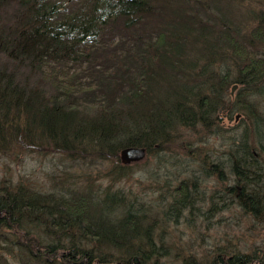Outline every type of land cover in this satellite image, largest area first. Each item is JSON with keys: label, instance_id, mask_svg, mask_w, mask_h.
Masks as SVG:
<instances>
[{"label": "trees", "instance_id": "trees-1", "mask_svg": "<svg viewBox=\"0 0 264 264\" xmlns=\"http://www.w3.org/2000/svg\"><path fill=\"white\" fill-rule=\"evenodd\" d=\"M232 1L0 0V155L60 152L112 165L104 188L70 175L46 189L0 177V264H264V235L249 246L225 236L202 250L165 240L171 222L194 225L204 202L195 177L171 189L166 181L163 209L114 188L150 155L191 152L206 176L227 183L209 196V213L233 207L254 228L264 224L253 104L236 103L254 124L230 139L229 170L187 137L217 127L224 86L264 84V11H248L257 24L247 29L229 18ZM126 147L146 156L123 164Z\"/></svg>", "mask_w": 264, "mask_h": 264}, {"label": "rangeland", "instance_id": "rangeland-1", "mask_svg": "<svg viewBox=\"0 0 264 264\" xmlns=\"http://www.w3.org/2000/svg\"><path fill=\"white\" fill-rule=\"evenodd\" d=\"M232 3L228 13L229 18L238 22L237 19L240 17L242 22L240 25L247 29L257 24V19L249 17V12L264 11V0H233ZM231 73L235 74L232 67ZM233 85L237 86L232 92ZM243 90L249 92L245 97L242 95ZM221 95L223 105L215 117L217 118V127L214 128L213 124L208 130L199 127L200 129L191 132L187 137L191 138L193 147L199 148V155L204 154L207 160L222 161L225 170H229L226 169L228 164L226 153L231 142L230 139L236 138L237 132L243 130L244 127H248V130L252 132L254 124L241 110L236 108V103L243 101L242 99H245L246 103H252L258 113L259 137L264 148V84L245 89L243 85L232 83L224 86ZM186 132L187 130L183 131V134ZM255 150L257 149L255 148ZM190 154L191 152L180 150L175 159L167 156L165 160L159 159L156 155H150L141 161L145 163L144 165L133 166L131 176L116 182L114 188L130 189L140 197L144 196V200L147 199L156 204L157 209H163L167 207L170 200L169 190L176 186L180 180L195 177L197 193L201 195L204 202L196 212L198 216L194 220V225L182 217L176 223L171 222L168 225L169 233L165 240L183 247L186 242L192 241L199 250L208 248L215 241L224 243L225 236L233 239L235 243L241 242V245L249 246L250 243L256 242L258 236L264 235V224L255 225L256 228H254L253 220L233 207L224 208L223 206L214 214L208 212L209 196L215 191L223 190L227 183L221 184L216 181L214 176H206L200 170L201 166H199L200 162L197 158L199 156ZM262 160H264V152ZM111 166L108 161L91 162L87 156L84 160L82 158L75 160L60 152H20L19 149H15L8 155H0V177H7L13 181L19 177L26 178L41 189L48 188L52 184L53 178H58L60 175H70L69 179L72 182L89 179L100 188H104L111 180L107 174ZM166 181L171 183L170 189L167 190L164 187ZM230 183L228 182L229 185ZM262 231L263 233H261ZM236 237L238 239L240 237L241 240L237 241ZM7 257L10 259L9 255ZM164 260L169 261V258H164Z\"/></svg>", "mask_w": 264, "mask_h": 264}, {"label": "water", "instance_id": "water-1", "mask_svg": "<svg viewBox=\"0 0 264 264\" xmlns=\"http://www.w3.org/2000/svg\"><path fill=\"white\" fill-rule=\"evenodd\" d=\"M236 86L237 85H233L231 90L232 92ZM145 156L146 151L143 147H126L123 148L119 153L120 160L123 164L141 161Z\"/></svg>", "mask_w": 264, "mask_h": 264}]
</instances>
